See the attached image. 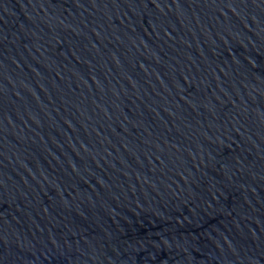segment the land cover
Returning a JSON list of instances; mask_svg holds the SVG:
<instances>
[{"label":"water","instance_id":"obj_1","mask_svg":"<svg viewBox=\"0 0 264 264\" xmlns=\"http://www.w3.org/2000/svg\"><path fill=\"white\" fill-rule=\"evenodd\" d=\"M0 264H264V0H0Z\"/></svg>","mask_w":264,"mask_h":264}]
</instances>
